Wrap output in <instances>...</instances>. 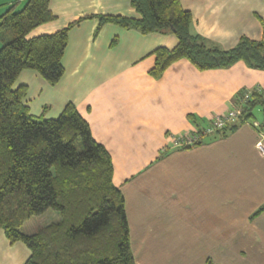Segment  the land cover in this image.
<instances>
[{"label":"crops","instance_id":"1","mask_svg":"<svg viewBox=\"0 0 264 264\" xmlns=\"http://www.w3.org/2000/svg\"><path fill=\"white\" fill-rule=\"evenodd\" d=\"M17 1L0 0V15ZM179 2L190 13L191 35L208 45L228 50L241 38L264 41V0ZM48 7L55 18L27 38L83 19L68 32L63 76L51 86L23 70L15 84L26 87L23 101L33 117L54 119L72 103L109 153L135 264H264V155L255 148L260 139L264 146L263 120L244 123L225 138L202 137L191 149L171 142L230 111L238 91L264 93V71L241 61L198 71L182 59L153 79L150 53L174 47V35H142L112 24L94 35L97 20L87 18H137L130 0H49ZM47 213L40 227L59 218ZM28 256L22 243L10 244L0 230V264H23Z\"/></svg>","mask_w":264,"mask_h":264},{"label":"trees","instance_id":"2","mask_svg":"<svg viewBox=\"0 0 264 264\" xmlns=\"http://www.w3.org/2000/svg\"><path fill=\"white\" fill-rule=\"evenodd\" d=\"M19 1L23 5L17 10ZM48 2L18 0L0 15V229L10 244L20 242L28 249L23 264H135L123 195L113 184L109 153L92 138L72 103L54 119H34L23 101L26 87H14L23 70L35 71L51 86L63 76L61 60L68 32L83 19L52 34L27 38L33 29L55 18ZM130 6L137 18H87L97 20L94 35L105 24L142 35H174V47H158L150 53L153 79L182 59L198 71L227 69L239 61L264 71L263 40L241 38L235 47L221 50L191 35L190 13L179 0H130ZM231 103V110H240L237 118L208 131L210 121L191 133L198 136L197 141L179 149L201 145L204 136L227 137L254 119L255 108L262 112L258 127L264 130L263 92L242 89ZM47 211L57 213L58 220L30 235L21 232L25 221Z\"/></svg>","mask_w":264,"mask_h":264},{"label":"built area","instance_id":"3","mask_svg":"<svg viewBox=\"0 0 264 264\" xmlns=\"http://www.w3.org/2000/svg\"><path fill=\"white\" fill-rule=\"evenodd\" d=\"M239 115H240V110L238 108H235L233 110H230L226 114H218V115L214 116L211 120L212 121V124H211L212 127L208 131L214 130V129H219V128L223 127L225 123L233 121ZM197 139H198L197 135L187 134V135L172 137L171 142H172V146L174 148H180L182 146H187V145L197 141ZM255 148L260 155H262V156L264 155V146L262 143V139H260L256 142Z\"/></svg>","mask_w":264,"mask_h":264},{"label":"rangeland","instance_id":"4","mask_svg":"<svg viewBox=\"0 0 264 264\" xmlns=\"http://www.w3.org/2000/svg\"><path fill=\"white\" fill-rule=\"evenodd\" d=\"M22 7V6H21ZM17 8V10H20V8ZM18 86V83L17 84H14V87ZM254 119H251L250 121L253 122V121H262L263 120V115H262V112L260 111L259 108H255L254 110ZM35 118H38L36 116H34V119ZM204 138L206 140H209V137L208 136H204ZM51 211H48L47 214H51L50 213ZM43 216L45 215H40V216H33V217H30L27 221L24 222V224L22 225L21 227V232L23 234H26V235H30V234H33L35 233L39 228H40V223H41V220H43ZM47 216V215H46ZM1 230V229H0Z\"/></svg>","mask_w":264,"mask_h":264}]
</instances>
